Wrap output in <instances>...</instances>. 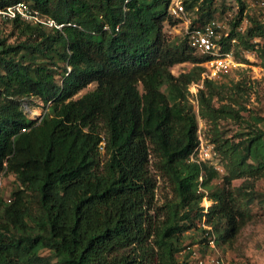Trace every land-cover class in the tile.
Wrapping results in <instances>:
<instances>
[{
  "label": "trees",
  "instance_id": "16d2710c",
  "mask_svg": "<svg viewBox=\"0 0 264 264\" xmlns=\"http://www.w3.org/2000/svg\"><path fill=\"white\" fill-rule=\"evenodd\" d=\"M20 1L65 26L6 20L26 37L16 44L0 30V264H180L179 222L195 219L212 227L205 240L232 242L252 220V205H264V193L248 183L264 176V129L223 133L222 120L242 117L215 104L223 99L219 81L205 80L194 109L189 87L204 67L188 34L172 42L164 31L171 0H0V7ZM198 1H184L187 11L198 8L190 30L214 18V0ZM235 1L239 10L222 42L229 49L235 39L236 57L246 63L241 49L257 50L264 20L247 15L246 0ZM184 62L193 66L174 75ZM92 83L94 90L74 98ZM32 96L52 113L29 118L24 101ZM200 118L211 125L223 174L191 160ZM153 156L176 193L156 228ZM9 174L19 187L7 195ZM220 178L221 186L200 190Z\"/></svg>",
  "mask_w": 264,
  "mask_h": 264
},
{
  "label": "rangeland",
  "instance_id": "374dc122",
  "mask_svg": "<svg viewBox=\"0 0 264 264\" xmlns=\"http://www.w3.org/2000/svg\"><path fill=\"white\" fill-rule=\"evenodd\" d=\"M194 0H189L193 2ZM199 0L196 5L200 3ZM247 15L254 16L264 20V0H246ZM197 9L187 11L186 15L177 16L173 13L172 7L169 8V14L172 22L164 23V31L167 37L172 42H177L186 35V18L193 20L197 16ZM214 18L219 26L220 33H229L231 22L237 15L239 7L235 0H214L213 7ZM183 16V17H182ZM248 25L247 18L240 27L245 30ZM0 30L2 37L7 40V43L16 44L25 40V36L21 35L18 30H15L11 23L0 21ZM258 42L257 50L249 51L241 49V55L248 59L249 62H241L236 58L237 65L226 76L219 80L222 85V96L215 98V104L220 106L224 103L229 104L233 108L240 111L241 121H235L231 118L221 121V129L223 133L231 138H234L240 132H247L250 127H260L264 129V39H256ZM193 66L190 62L179 63L172 67L174 75H179L182 72H187ZM57 79L60 82L64 72L63 68L57 66ZM97 83H92L82 89L74 98H79L85 93L94 90ZM194 109L198 111V104L195 99L190 97ZM30 102L24 101L25 113L34 120H40L47 113H52L51 104L45 106L43 100L39 97L32 96ZM259 118V121L256 120ZM210 123L205 119H199V135L200 146L196 153V158L200 159L201 155L205 157L206 151H209L210 145ZM239 140L238 137L236 139ZM156 158L152 157L151 171L157 178L158 187L156 190L155 210L152 214V224L156 228L165 217V209L162 207L166 203L175 201L176 193L174 186L167 175L162 173L155 165ZM207 163L219 169L223 174L225 172L221 159L218 155H214ZM248 183L255 185L258 192L264 193V176L258 179H248ZM246 181L244 178L237 179L233 182L234 186H240ZM5 192L7 195L12 189L19 187V183L15 179L14 174H9L5 177ZM222 179H215L205 192L209 193L215 187L221 186ZM4 187V186H3ZM3 190V189H2ZM9 198V197H8ZM10 199V198H9ZM9 199L7 201L9 202ZM35 206V203H32ZM36 208V207H35ZM253 218L248 222L237 235V237L228 243L215 242V247H212L208 233L204 229H212L211 226H204L206 222L194 220V224L189 221H180L182 251L178 253L180 264H200L198 258L205 260L204 264H264V205L255 202L252 205ZM215 236V235H214ZM150 244H152L150 242ZM196 252V254H194Z\"/></svg>",
  "mask_w": 264,
  "mask_h": 264
},
{
  "label": "built area",
  "instance_id": "2783aa9c",
  "mask_svg": "<svg viewBox=\"0 0 264 264\" xmlns=\"http://www.w3.org/2000/svg\"><path fill=\"white\" fill-rule=\"evenodd\" d=\"M184 1L185 0H171L170 7H172L175 15L184 16L187 14ZM10 19H20L22 21L40 24L60 30H62L65 26V23H60L56 19L43 14L31 3L26 1H20L10 6L0 7V21ZM185 20L186 34H188L189 44L195 54L202 58L201 65L204 67L201 79L198 82H193L189 87L191 97L197 101L198 92L200 89L204 88L205 80L219 81L222 77L228 75L237 65V57L235 53V45L237 41L233 39L231 47L227 49L226 45L222 42V38L223 36H228V33H220L218 29L220 25H217L216 21L211 20L203 27L190 30L192 20L189 18H186ZM68 24L70 25L71 23ZM205 154V157L203 154H200V159L196 158V154H194L191 156V160L199 163H207V160L211 159L214 155H218L214 150L213 144L210 145L209 151H206ZM202 179L203 177L201 176L200 180ZM2 187L3 181L0 177V192ZM200 190L205 191L203 188H200ZM9 202H11L10 199ZM211 204V200H209L208 196L205 195L202 200L204 210L208 211ZM204 226H207L206 223H204ZM210 244L212 247H215V240L211 239ZM194 254H196V252H194ZM198 259L200 264H204L205 260L203 258L199 257Z\"/></svg>",
  "mask_w": 264,
  "mask_h": 264
}]
</instances>
